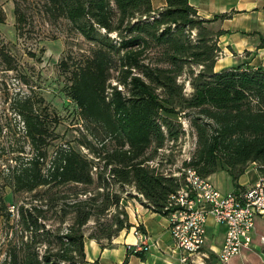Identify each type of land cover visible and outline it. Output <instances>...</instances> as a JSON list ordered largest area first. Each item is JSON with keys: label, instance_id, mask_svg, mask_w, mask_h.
<instances>
[{"label": "trees", "instance_id": "trees-1", "mask_svg": "<svg viewBox=\"0 0 264 264\" xmlns=\"http://www.w3.org/2000/svg\"><path fill=\"white\" fill-rule=\"evenodd\" d=\"M14 4L20 35L24 16ZM44 6L93 44L70 71L65 59L60 63L70 72L67 94L79 109V145L88 153L68 145L50 152L54 137L47 114L30 97L11 102L23 134L0 116V237H6L0 264H84L90 221L87 238L101 247L131 227L114 185L133 187L146 208L165 217L163 207L179 181L154 160L183 134L180 123L174 128L182 116L195 134L183 166L202 177L223 171L234 190L250 164L264 175V68L215 72L224 32L211 31V21L201 19L188 0H165L161 10L151 0H45ZM4 19L0 8V23ZM0 58L10 63L4 51ZM190 65L200 69L194 74ZM185 72L192 75L189 96L177 82ZM72 185L93 187L81 199L61 190ZM6 190L30 195L16 207L14 223Z\"/></svg>", "mask_w": 264, "mask_h": 264}, {"label": "rangeland", "instance_id": "rangeland-1", "mask_svg": "<svg viewBox=\"0 0 264 264\" xmlns=\"http://www.w3.org/2000/svg\"><path fill=\"white\" fill-rule=\"evenodd\" d=\"M14 1L24 16L20 35L15 29ZM14 1L0 0V8L5 15L3 23H0V51L7 53L10 59V63L7 64L0 58V116L6 125L17 132L18 136L22 135L23 128L19 118L10 109V104L15 99L30 97L36 108L39 107L44 114H47L51 123L50 128L54 139L49 151L51 152L57 145H68L86 155L88 152L85 147L79 145L80 132L83 130L79 109L68 97L67 92L69 71L73 67V62L88 55L93 44L77 34L66 20L55 19L45 10V0ZM190 39L195 40L194 33L190 35ZM69 56L72 60L69 59ZM64 59L70 67L69 71L60 66ZM187 67H191L194 74L200 69L197 65ZM113 76H115L114 72ZM190 77L192 75L185 72L177 80L179 84L183 85L185 96H189L193 91ZM111 84H115L113 79H111ZM174 122V128L180 123L184 132L177 141L167 142L158 154V158L154 160V163L157 161L160 163L161 171L168 172L170 170L173 172L184 163L189 162L188 159L192 156L195 148V134L186 118L182 116ZM107 143L113 144L110 140ZM252 165L256 168L255 164L249 166ZM216 175H218L216 178H212L215 180L212 182L213 184H216L220 190L231 188L230 177L227 173L222 171ZM92 187L84 188L82 185H72L61 188V190L65 195L79 193L80 198L84 199L81 193L84 189L91 191ZM112 188L120 194L121 206L126 213H131L140 206L146 208L143 198L135 192L133 187L119 188L114 185ZM6 193L8 207L13 214L12 223H14V220L17 219L16 207L24 203L30 195H12L10 190H6ZM93 223L90 221L84 228L86 237L92 232ZM255 223L257 225V221ZM64 226L62 227L64 228ZM259 228H261L260 224ZM255 242L256 239L253 240V244ZM5 243L6 237L3 232L0 237V262L5 257ZM260 257L261 259L255 255L253 264H264V257L261 255Z\"/></svg>", "mask_w": 264, "mask_h": 264}, {"label": "crops", "instance_id": "crops-1", "mask_svg": "<svg viewBox=\"0 0 264 264\" xmlns=\"http://www.w3.org/2000/svg\"><path fill=\"white\" fill-rule=\"evenodd\" d=\"M188 3L196 9L201 19L211 21L208 24L211 31L224 32L218 38L221 52L214 66L215 72L239 65L264 68V0H188ZM151 4L154 10H161L165 6V0H151ZM216 174L218 173L209 177L212 182L215 181L212 178L218 176ZM258 175L254 165L248 166L238 179L240 189L251 187ZM233 190L231 184V188L221 191ZM127 214L131 227L119 232L109 244L104 242L101 247L95 240L84 238V264H181V253L175 249L166 217L141 206ZM256 221L253 237V240L256 239L255 244L252 241L251 249L243 250L226 264H253L255 255L261 259L260 252L264 248L259 237L264 236V220L257 218ZM136 230L146 235L149 245V250L142 259L133 252L134 245L138 242ZM223 238L224 227L214 224L209 217L206 241L202 249L208 258L203 260V264H222L218 260V253Z\"/></svg>", "mask_w": 264, "mask_h": 264}, {"label": "built area", "instance_id": "built-area-1", "mask_svg": "<svg viewBox=\"0 0 264 264\" xmlns=\"http://www.w3.org/2000/svg\"><path fill=\"white\" fill-rule=\"evenodd\" d=\"M172 176L178 178L179 186L167 197L163 211L167 212L165 217L175 249L181 253V264H203L208 258L202 249L209 217L214 224L224 227L219 262L226 264L243 250L251 249L255 220H264V175L259 174L249 188L229 192L219 190L209 177L200 176L190 167L180 166ZM135 234L138 242L133 252H147L146 235L138 230ZM259 241L264 248V236ZM260 255L264 257V249Z\"/></svg>", "mask_w": 264, "mask_h": 264}]
</instances>
